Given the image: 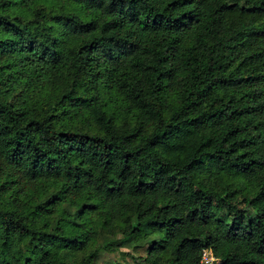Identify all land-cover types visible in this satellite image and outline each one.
I'll return each mask as SVG.
<instances>
[{"label": "trees", "instance_id": "1", "mask_svg": "<svg viewBox=\"0 0 264 264\" xmlns=\"http://www.w3.org/2000/svg\"><path fill=\"white\" fill-rule=\"evenodd\" d=\"M128 240L264 264V0H0V264Z\"/></svg>", "mask_w": 264, "mask_h": 264}, {"label": "rangeland", "instance_id": "2", "mask_svg": "<svg viewBox=\"0 0 264 264\" xmlns=\"http://www.w3.org/2000/svg\"><path fill=\"white\" fill-rule=\"evenodd\" d=\"M241 188H244V184H241ZM116 237L120 236V233L115 234ZM147 245L138 246L133 243L132 240L124 242L117 250L110 252H100L97 259L93 264H114L116 262H126L129 264H135L130 254L135 256H145Z\"/></svg>", "mask_w": 264, "mask_h": 264}, {"label": "built area", "instance_id": "3", "mask_svg": "<svg viewBox=\"0 0 264 264\" xmlns=\"http://www.w3.org/2000/svg\"><path fill=\"white\" fill-rule=\"evenodd\" d=\"M201 264H219V259L210 249H204L201 255Z\"/></svg>", "mask_w": 264, "mask_h": 264}]
</instances>
